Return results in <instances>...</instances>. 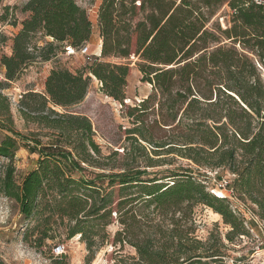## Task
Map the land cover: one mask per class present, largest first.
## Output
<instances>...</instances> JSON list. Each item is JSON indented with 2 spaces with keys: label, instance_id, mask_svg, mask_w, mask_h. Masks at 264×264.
Here are the masks:
<instances>
[{
  "label": "trees",
  "instance_id": "trees-1",
  "mask_svg": "<svg viewBox=\"0 0 264 264\" xmlns=\"http://www.w3.org/2000/svg\"><path fill=\"white\" fill-rule=\"evenodd\" d=\"M223 5L232 11L229 25H209ZM10 9L4 7L0 27ZM21 10L28 15L19 24L13 21L17 32L7 37L10 53L0 58L7 78L3 89L35 61H49L61 48L79 49L93 34V21L76 0H28ZM97 25L102 39L99 56L82 69L53 67L45 90L25 92L19 102L21 117L47 130L43 135L51 142H43L40 133L24 136L18 131L10 99L0 91V157L7 160L0 170V193L16 201L24 218H34L35 242L40 244L54 240L65 225L68 237L80 234L92 248L98 235L95 227L108 225L117 212L124 229L114 242H129L139 255L130 264L223 262L219 247H206L191 237L193 226L182 223L194 206L203 204L231 225L229 238L250 237L244 215L223 192L210 191L188 171L159 178L128 164L92 179L74 177L88 164H97L93 156L101 148L90 119L67 109L85 99L91 76L102 83L106 95L124 103L130 64L101 59L138 57L142 81L160 96L159 122L171 134L156 140L142 119L155 97L151 93L131 110L130 116L142 112L136 116L138 125L127 131L130 149L125 159L135 160L138 151L147 167L154 166L147 142L155 155L165 150L201 167L227 169L235 175L232 189L237 199L249 200V209L264 219V0H102ZM44 37L52 41L40 45ZM30 139V150L39 154L37 165L18 182L14 159ZM132 188H139V195L133 196ZM139 199L155 205L163 219L156 224L149 220V231L134 239L132 225L144 224L131 205ZM177 212L182 218L168 217ZM165 219L172 228L163 225Z\"/></svg>",
  "mask_w": 264,
  "mask_h": 264
},
{
  "label": "rangeland",
  "instance_id": "rangeland-1",
  "mask_svg": "<svg viewBox=\"0 0 264 264\" xmlns=\"http://www.w3.org/2000/svg\"><path fill=\"white\" fill-rule=\"evenodd\" d=\"M28 0H0V16L4 13V7L10 6V12L7 20L0 27V58L2 54L10 53L11 41L7 39L13 32L15 26L13 21L19 24L28 14L22 12L23 4ZM78 4L84 7L90 18L93 21V34L88 42L91 52L99 50L101 35L97 29V14L102 0H76ZM16 8V9H15ZM231 9L228 5H223L216 16L210 21L209 25L220 24L225 28L229 25L231 19ZM6 37V39H4ZM52 41L51 37H44L40 40V45H45L46 42ZM102 61L111 63H129L130 73L126 87V100L124 103L105 94L100 82L95 77L91 76V83L85 99L75 105L70 106L67 111L73 114L87 116L93 126L94 139L101 148L100 154H94V159L97 164H88L84 172L76 171L74 177L85 176L86 179H92L98 173L116 172L122 164H128L130 167H141L148 169L151 173L157 174L158 177L171 175L175 171H188L192 177L203 181L210 191H220L218 184L223 178L235 179V175L227 169L218 168L210 169L208 167L199 166L188 158L181 157L176 153H166L165 150L159 151V155H155L152 151V146L144 142L147 152L153 158L154 166L147 167V160L141 156L140 152L136 151L133 158L125 159L126 151L130 148V142L127 141V131L135 127L136 116L140 112H135L134 116H130L132 108L140 104V102L148 97L153 92L152 86L147 81H142V73L138 68L140 59L136 56L130 59H121L117 57L102 58ZM58 68L82 69L88 66V61L81 54L79 49L70 48L65 50L61 48L57 55L49 61L37 60L28 66L23 75L14 83H4L6 87L2 93L8 98L19 91H38L43 92L42 87L45 79L46 65ZM47 78V77H46ZM160 96L154 97L150 102L151 108L147 110L143 118L146 127L154 138L162 141L171 133L161 125L159 100ZM11 102V101H10ZM19 105L11 104V112L14 119V127L24 134L40 133L39 136L43 142H51V139L44 136L47 130H42L33 123H28L19 113ZM24 146H21L15 156L14 165L16 167V179L21 182L25 175L33 170L37 165L38 153L32 152L29 145L33 142L25 141ZM117 153V154H115ZM7 163L5 158L0 157V170ZM99 163H103L102 166ZM99 166V167H98ZM139 188H132L133 196L139 195ZM222 192V191H221ZM225 195V192H223ZM245 206L252 208V203L242 201ZM134 214L141 220L142 228L139 224L132 225V231L139 234L134 237H141L142 231H149L146 225L152 220V224L160 223L163 217L155 208V205H147L144 200L139 199L132 204ZM130 206V205H129ZM174 216L175 219H180L183 216L182 212L171 214L168 217ZM120 214L113 212L108 219V225L99 224L95 227L98 235L94 238L95 242L92 248L88 247V242L81 237L80 234L73 237H68L65 225L60 226L57 230V236L54 240L46 239L42 244L35 242L37 240V231L34 230L36 222L34 218L26 219L20 213L16 201L6 197L0 193V261L4 264H130L139 259L136 248L126 243H115L116 233L122 231L124 226L120 222ZM264 220V219H262ZM67 220H65V223ZM102 223V222H101ZM146 223V224H145ZM149 223V224H151ZM185 226H193L194 231L190 234L191 237L198 239L205 244L206 247H219L224 255L223 262H214L211 264H264V245L259 246L254 235L246 238H240L237 234H231L232 239L228 234L231 232V225L224 222L222 215L207 205L199 204L194 206L188 220H183ZM165 227L172 228L169 219H165ZM250 226L254 229L253 233L258 235L260 240H264V231L262 227L256 226L255 222H251ZM57 245H63L65 251L60 254H54V248ZM204 246V247H205ZM200 248L199 251H203ZM205 260V259H204Z\"/></svg>",
  "mask_w": 264,
  "mask_h": 264
},
{
  "label": "built area",
  "instance_id": "built-area-1",
  "mask_svg": "<svg viewBox=\"0 0 264 264\" xmlns=\"http://www.w3.org/2000/svg\"><path fill=\"white\" fill-rule=\"evenodd\" d=\"M102 45H99V49L101 48ZM72 47H67V50H69ZM74 49V48H73ZM79 51L81 52L82 55L85 56V59L88 62H91L94 58V56H99L101 53H96V52H91L90 47L87 44L83 45L81 48H79ZM7 81L6 74H5V68L0 64V91H4L1 87V83ZM100 82V81H99ZM102 83L100 82V86ZM25 94V91H19L15 94H12L9 99L11 101L12 105H19L20 100L22 99L23 95ZM218 188L220 191L225 192V196H227L232 202H233V207L237 212H240L244 215L245 217V225L250 231L252 232V235L256 238V241L259 242V246L264 245V240H260L259 236L254 234L252 227L250 226L251 222H255L256 226L262 227L264 231V220L259 218L256 213H254L251 209L247 208L244 203L239 201L235 195L234 190L232 189V179L231 178H223L222 181L218 184ZM264 233V232H263ZM249 236L242 235L241 238H246ZM65 251L63 245H57L54 248V253L56 255H60Z\"/></svg>",
  "mask_w": 264,
  "mask_h": 264
},
{
  "label": "crops",
  "instance_id": "crops-1",
  "mask_svg": "<svg viewBox=\"0 0 264 264\" xmlns=\"http://www.w3.org/2000/svg\"><path fill=\"white\" fill-rule=\"evenodd\" d=\"M97 29H98V33H99V35H100V30H99V27H98V25H97ZM17 32V29H14L13 30V32H11V34L10 35H12L13 33H16ZM102 40H100V42H101ZM102 43V42H101ZM102 45V44H101ZM97 53L99 54V53H101V48L97 51ZM47 67H49V69L48 70H46L45 69V79H46V77L48 76V74H49V72H50V70L53 68L52 66H49V64H47L46 65ZM72 70V69H71ZM43 89H42V91H44L45 90V82H44V84H43V87H42ZM29 147V146H28ZM30 149V148H29Z\"/></svg>",
  "mask_w": 264,
  "mask_h": 264
}]
</instances>
